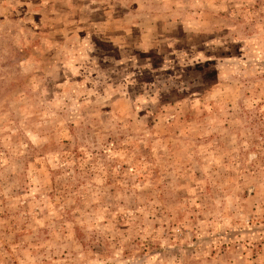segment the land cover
Here are the masks:
<instances>
[{"label": "rangeland", "instance_id": "374dc122", "mask_svg": "<svg viewBox=\"0 0 264 264\" xmlns=\"http://www.w3.org/2000/svg\"><path fill=\"white\" fill-rule=\"evenodd\" d=\"M0 264H264V0H0Z\"/></svg>", "mask_w": 264, "mask_h": 264}]
</instances>
